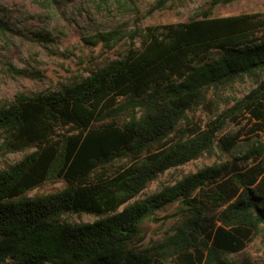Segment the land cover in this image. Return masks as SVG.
<instances>
[{"label":"trees","instance_id":"obj_1","mask_svg":"<svg viewBox=\"0 0 264 264\" xmlns=\"http://www.w3.org/2000/svg\"><path fill=\"white\" fill-rule=\"evenodd\" d=\"M112 1L123 14H139L135 0ZM34 2L49 9L57 0ZM164 7L158 0L149 12ZM121 35L96 38L112 49ZM245 78L256 84L247 96L229 109L212 106L221 89ZM202 107L210 114L197 127L192 117ZM239 117L264 132V13L214 18L204 11L136 29L117 60L85 79L57 92L17 94L0 107V155L23 154L0 169V264H240L232 256L247 242H264L255 175L248 183L234 177L238 190L227 197L221 189L208 194L204 187L232 166L224 161L144 194L215 149L232 161L260 158L264 167V143L238 147L235 133L224 134ZM57 179L64 188L28 196ZM197 196L222 211L209 214ZM174 203L165 235L142 245L143 223ZM81 214L96 219L65 220Z\"/></svg>","mask_w":264,"mask_h":264},{"label":"rangeland","instance_id":"obj_2","mask_svg":"<svg viewBox=\"0 0 264 264\" xmlns=\"http://www.w3.org/2000/svg\"><path fill=\"white\" fill-rule=\"evenodd\" d=\"M156 1L135 0L139 14L134 15L117 10L112 0H57L49 9L41 8L34 0H0V22L7 29L0 31V107L13 101L19 93L57 92L63 86L85 79L117 60L130 46V35L136 29L187 22L204 11L214 18L264 13V0H236L213 7H210L212 0H165L164 8L150 13ZM114 31L124 33V36L121 35L117 44L111 42L112 49L96 38ZM94 41H97L96 44ZM135 47H139L138 41ZM255 88L256 84L250 79H242L221 89L219 99L212 106L217 105L220 110L229 109ZM209 114L208 108H200L192 117L193 124L204 127ZM247 119L239 117L224 132L232 131L237 135L235 142L238 147L250 145L254 140L264 143V132L255 131V121ZM22 155H0V169L19 161ZM242 159L240 155V160L232 161L228 155L215 149L196 161L168 172L158 182L151 184L144 194L156 192L160 184H173L183 175L224 161L231 162L232 166L226 175L204 187L208 194L221 189L227 197L233 190H238L234 177H241L244 183H248L254 175L257 182L251 188L264 193L262 160ZM65 185L62 179L51 180L28 192V196L54 192ZM197 200L209 214L219 213L223 209L212 202L203 201L200 196H197ZM178 208V203L170 204L143 223L142 245L165 235L176 220H166L165 217L176 213ZM95 219L87 214L65 217V220L75 223H91ZM232 258L241 263L264 264V242L254 237L247 242L242 253Z\"/></svg>","mask_w":264,"mask_h":264}]
</instances>
